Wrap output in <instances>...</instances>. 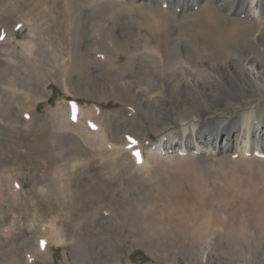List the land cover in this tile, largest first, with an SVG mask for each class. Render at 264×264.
<instances>
[{
  "label": "rangeland",
  "instance_id": "obj_1",
  "mask_svg": "<svg viewBox=\"0 0 264 264\" xmlns=\"http://www.w3.org/2000/svg\"><path fill=\"white\" fill-rule=\"evenodd\" d=\"M87 2L0 0V264H264V235L253 254L238 257L217 238L260 211L264 154L162 151L166 138L180 137L184 121H201L172 109L163 83L212 85L194 57L187 59V40L201 33V17L214 12L257 34L264 33V18L228 14L210 0L184 13L152 5L171 18L166 49L174 52L161 63L156 44L136 34L135 5ZM260 44L261 51L245 50L263 64ZM148 48L158 58L143 68ZM203 60L231 63L233 71L242 61ZM148 79L163 87L151 90ZM157 99L171 108L166 121L156 118ZM256 102L220 103L218 111L238 115ZM173 206L200 226L197 243L191 225L174 218L158 232L153 223H162L166 207L168 216L175 213Z\"/></svg>",
  "mask_w": 264,
  "mask_h": 264
},
{
  "label": "bare ground",
  "instance_id": "obj_2",
  "mask_svg": "<svg viewBox=\"0 0 264 264\" xmlns=\"http://www.w3.org/2000/svg\"><path fill=\"white\" fill-rule=\"evenodd\" d=\"M87 1L92 8L97 6L103 0ZM113 1L118 3L126 1L131 5H135L136 8L134 7L135 9L130 11V15H132L133 19H140L137 20L139 23H137L136 34L141 37V40H143L146 45H150L151 43L156 44V51H158L162 57V59L160 58L161 63H164L165 60L168 61L170 59L174 52V50L168 51L166 49L167 30L170 26L171 18H169L166 11L151 8V6L160 5L161 7L166 4L168 8L171 7L175 12L184 13L187 10L197 8L203 0ZM210 1L216 2L217 7L220 10L226 11L228 14H235L251 21H260L264 18V4L262 7L261 0H249V2L244 0L238 4L236 3L239 2V0ZM89 13L90 12L88 11V14ZM76 17H79V13L76 14ZM73 18H75V16H73ZM200 23L202 26L201 33L199 34L200 36L198 35L197 37V34H191L187 40V47L190 53H188L187 59L190 60L193 59L191 57H194V61L197 62L198 67L202 70L200 77L206 81L210 80L209 82H212V85L209 87L201 85L199 80L191 82H189L190 80H187L180 86L170 85V83L165 85L163 83L165 86L164 88L168 91L167 97L170 98L172 102V109H175L182 115H187V117L188 115L191 117L197 115L201 121L199 122V125L195 124L194 120L189 122L184 121L181 135L179 134L180 137L170 136L168 139L166 138L162 151L176 150L182 151V153H187L192 149V151H202L204 153L209 152L214 157L225 154L233 157L238 154V152L247 153L249 150L253 153L259 152L264 154V63L262 64L257 62L256 59L254 60L252 57L253 54L251 55V53H248L245 50L247 48L256 49L260 42L264 40V33H249V30L242 29V25H239L238 22L219 18L214 12L204 14V16L201 17ZM174 35L176 36V34ZM175 39L176 41L183 40L186 42L182 36H177ZM198 40L200 41L199 43ZM176 44L177 43H175V45ZM243 44L246 45L245 48L237 49V47L242 46ZM192 45H194L193 49ZM243 50L245 52H243L244 54L242 56L240 54ZM256 50L261 51L260 48H257ZM262 50H264V48ZM154 54L153 50L150 49L145 56L143 55V68H146L148 61L156 60L158 58H156V54ZM203 57L211 59L231 57L238 62L242 61L238 67V72L230 69L231 63L229 65L226 63L223 66H220L219 63L218 66L215 67L216 64L209 65L204 62ZM232 65L234 64L232 63ZM147 83L148 88L151 90L161 89L163 87L161 82L153 81L151 79H148ZM250 97L256 98V106H250L249 108L246 107L247 109H244L241 114L236 115L231 113L232 111L223 113L221 110L219 113L218 111L220 103L222 105L221 107L228 105H238V107H242ZM157 100V104H154L155 108L157 107L156 118L162 122L166 121L170 117L171 108L165 101L160 99ZM257 103H260L262 107L259 113H257L256 109L258 108ZM195 119L197 120V118ZM85 122H88V120ZM194 186L196 187L195 189L199 191L197 194H202L201 189L199 188V186H201L199 180L196 181ZM257 206L260 210L258 213L255 212V214L252 213L253 215H244V219L246 217V222L248 218L252 222L246 224L244 219L240 220L235 225L228 226L227 232L217 236L220 241H222V239H225V241L227 240L226 249L229 250L234 257L246 253L249 255L253 254L252 249H257L258 246L259 248L261 246L260 240L264 235V198L259 200ZM168 210H174L175 213L168 216L166 207V210L163 211L166 212V215L162 213L165 215L162 223H153L155 227L158 228V232L167 231V224H169V222L173 220L172 218H174L176 225L178 224V226H184L185 224L191 225L192 235H190V239L193 243H197L198 240L203 237L204 233L201 234L199 232L200 226L197 225L194 220H191L188 215H181L182 213H180L178 207H169ZM253 224H258V228L256 229V233L254 231L252 234L251 229L255 227ZM142 231L144 232L143 229ZM39 240L40 239L37 241Z\"/></svg>",
  "mask_w": 264,
  "mask_h": 264
}]
</instances>
